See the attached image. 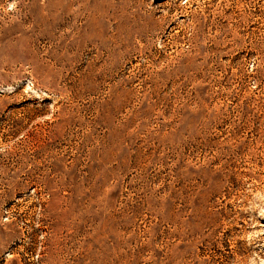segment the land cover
<instances>
[{
  "label": "rangeland",
  "instance_id": "obj_1",
  "mask_svg": "<svg viewBox=\"0 0 264 264\" xmlns=\"http://www.w3.org/2000/svg\"><path fill=\"white\" fill-rule=\"evenodd\" d=\"M0 264H264V0H0Z\"/></svg>",
  "mask_w": 264,
  "mask_h": 264
}]
</instances>
